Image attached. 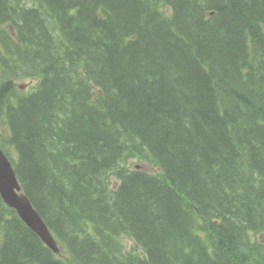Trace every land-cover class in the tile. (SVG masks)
Instances as JSON below:
<instances>
[{
    "label": "trees",
    "instance_id": "trees-1",
    "mask_svg": "<svg viewBox=\"0 0 264 264\" xmlns=\"http://www.w3.org/2000/svg\"><path fill=\"white\" fill-rule=\"evenodd\" d=\"M261 20L264 0H0V145L65 250L0 196V264H264ZM21 78L39 82L22 95ZM206 156L236 168L215 176ZM235 221L249 230L214 232ZM129 235L142 256L126 252Z\"/></svg>",
    "mask_w": 264,
    "mask_h": 264
},
{
    "label": "bare ground",
    "instance_id": "bare-ground-1",
    "mask_svg": "<svg viewBox=\"0 0 264 264\" xmlns=\"http://www.w3.org/2000/svg\"><path fill=\"white\" fill-rule=\"evenodd\" d=\"M78 4H80V3H78ZM21 7V6H20ZM110 8V7H109ZM115 11V10H117L115 7L114 8H112V11ZM130 15V14H129ZM52 17V16H51ZM54 19H57V20H59V18L60 17H57V16H55V17H53ZM81 18H83V19H86V16L85 15H81ZM116 19V18H115ZM125 20V19H124ZM260 20V19H259ZM47 21H49V19H47ZM261 22H264V20L262 21L261 20ZM261 22H255L254 24H252L251 26H248V27H251V29H250V32L248 33V35H247V38L248 39H251L252 38V36H253V34L254 33H256V32H258V31H260V29L262 28V23ZM57 23V25L56 24H54L53 26H54V31L56 30V28H57V26H58V24H59V22H56ZM60 23H61V21H60ZM47 25H48V23H47ZM28 28V27H27ZM26 28V29H27ZM47 28V27H46ZM49 25H48V30H49ZM54 31H53V33H54ZM53 33H52V35H53ZM27 34L29 35V36H31V35H33L34 33H33V30H30V29H28V31H27ZM51 35V36H52ZM115 43H116V41L114 40V37H112V42H109V45H110V48H111V50H112V53L113 52H115V51H117V49L119 48V46H115ZM251 49L253 50V51H256V52H258L259 53V51H260V49L261 48H259V47H263V46H260V45H256L255 43H253L252 41H251ZM156 48V54H158V48L157 47H155ZM78 49H76V48H72L71 50H70V52H72L73 51V53L72 54H78V53H80V52H78L77 51ZM246 51V50H245ZM246 54H245V57L247 56V51L245 52ZM160 57H161V55H159ZM74 57V56H73ZM76 60V59H75ZM262 64L264 65V59L262 58ZM263 77H264V75H262V76H257V78L258 79H263ZM24 80H31V81H35V85L34 86H32L29 90H25V88H23L22 90H20V86H19V82H21V81H24ZM38 82H39V79L38 78H36V79H29V78H21V79H18L16 82H15V85H16V87H17V90H18V92L20 93V94H22V95H28V94H30L36 87H37V85H38ZM60 83H62V79H61V76H58L56 79H54L51 83H50V86L51 85H54L53 87H55V86H57V85H59ZM104 87H105V85H104ZM49 89V88H48ZM101 90V89H100ZM105 95V94H104ZM108 96V95H107ZM108 97H110V96H108ZM107 97V98H108ZM113 99H116V98H113ZM113 101V100H112ZM112 103V102H111ZM103 106V105H102ZM250 135V134H249ZM222 136V135H221ZM248 138V137H247ZM3 142V141H2ZM5 144H3V146H4ZM6 146V145H5ZM5 146H4V148H5ZM7 147V146H6ZM6 150V149H5ZM253 150H254V152L256 153V152H258L259 151V149H258V147L257 146H254L253 147ZM227 158V157H226ZM158 159V158H157ZM204 160H206V162H210V163H212L214 166H215V169L217 168V167H219V166H221L222 167V171H221V173H220V175L217 173V172H214V175L215 176H222V175H224L226 172H227V170L228 169H231V168H236L235 167V163L234 162H226V159H225V161H223V160H221L220 161V163L222 164V165H218V164H215V163H213V161L211 160V158L210 157H208V156H206V158L204 159ZM137 161V160H136ZM138 163H140V166H137V168H140V169H143V170H145L146 172L148 171V168H145L144 166H143V164H147L146 162H140V161H138ZM166 163H167V161H166ZM168 164V163H167ZM149 165V164H148ZM223 165L225 166V167H223ZM155 166V165H154ZM153 166V167H154ZM155 169L157 168L158 170H160V174L159 175H155V174H153V173H150V172H147V173H149L150 175H152L153 176V178L155 179V180H157V181H163V176L164 175H166L167 177H166V179H167V182H170V181H173L171 178H172V176H171V174H167V172H166V170L164 171L162 168H160V167H154ZM12 169H13V171L15 172V176H16V178L17 179H19L18 178V175H17V171H16V166H15V163L13 164V166H12ZM120 169V168H119ZM214 169V170H215ZM237 170V169H236ZM214 176V177H215ZM161 177H162V179H161ZM113 186L114 187H116L117 185L116 184H113ZM0 196H1V198H2V200H3V202H4V204L8 207V208H10V209H13L16 213H17V215H18V217L24 222V224L31 230V231H33L39 238H40V240L45 244V246L47 247V248H49L50 250H52L56 255H61V256H63L64 254H65V250L63 249V247L60 245V243H59V240H58V238H57V236H56V234H55V232H53V229L50 227V225L48 224V222L46 221V219H44L43 217H42V215H41V213L38 211V209L35 207V205L33 204V202H32V200L30 199V197L25 193V192H23V193H21V194H18L17 195V198H12V197H9V196H7V195H3L1 192H0ZM260 226H264V224L263 223H261V224H259ZM40 227H43V228H45V230H46V232H43V231H39L38 230V228H40ZM183 228H184V230L185 231H187V221L186 222H184L183 223ZM255 228H256V226H255ZM249 230V228L247 227V225L245 224V225H243L242 224V222L241 221H235V222H232L231 224H229L224 230H221V228H220V231H215L214 230V232L218 235V233L220 232V234H221V231L222 232H227V233H229V237H232V235H234V234H232V232L233 231H236V234H235V236L236 235H238L237 233H246V231H248ZM231 235V236H230ZM233 238V237H232ZM134 247L133 248H135V249H137V247L141 250V252H142V254H140V253H138L139 255H143L144 254V252H143V250L140 248V245L136 242V240L134 239ZM184 263H186V264H205V263H207L206 262V259L204 258V257H202V256H200V255H198L197 256V258L195 259V260H190V259H187V258H185L184 259Z\"/></svg>",
    "mask_w": 264,
    "mask_h": 264
},
{
    "label": "rangeland",
    "instance_id": "rangeland-1",
    "mask_svg": "<svg viewBox=\"0 0 264 264\" xmlns=\"http://www.w3.org/2000/svg\"><path fill=\"white\" fill-rule=\"evenodd\" d=\"M35 85V81H31V80H24V81H21L19 82V86H22L25 88V90H29L32 86ZM22 90V89H21ZM9 137V134L8 132L5 130L4 134H3V138H8ZM11 155H14L13 152H9ZM119 160V159H118ZM137 166H140V163H138V161L134 160V161H127V160H124V161H119L117 163V167L120 168V170H122V168H124L128 173H134V172H143V169H140V168H137ZM143 166L145 168H148V171L147 172H150V173H153L155 175H159L160 174V170H158L157 168L155 169L154 167H150L148 164H143ZM215 180V179H214ZM111 184H116V188H118V186L120 185V181L117 179V177L113 176L111 177V180H110ZM110 185H108L109 187ZM135 192V190H134ZM148 198H143L141 199L142 200V203H145V204H150V206L148 205L149 209L151 210L152 209V205H153V201H148L147 200ZM152 200V199H151ZM154 201H157V200H154ZM67 207V206H65ZM142 207H145V206H142ZM100 208V211H105L107 212L106 208H107V203H102L100 204L99 206ZM154 208V207H153ZM152 212H155V211H152ZM57 214V210H54L53 211V215ZM59 214V213H58ZM57 215H55V217L57 218ZM184 222V221H183ZM61 226V225H60ZM130 238L125 239V247H126V252L127 253H130L132 254L131 250L133 249V247L135 246L134 245V238L129 235ZM140 253L142 254L141 250L137 247V249L134 250V253ZM177 255V253H176Z\"/></svg>",
    "mask_w": 264,
    "mask_h": 264
},
{
    "label": "water",
    "instance_id": "water-1",
    "mask_svg": "<svg viewBox=\"0 0 264 264\" xmlns=\"http://www.w3.org/2000/svg\"><path fill=\"white\" fill-rule=\"evenodd\" d=\"M14 173L11 164L0 148V191L3 195L17 198L19 193L16 190L20 191V186ZM38 230L46 232L43 227Z\"/></svg>",
    "mask_w": 264,
    "mask_h": 264
},
{
    "label": "flooded vegetation",
    "instance_id": "flooded-vegetation-1",
    "mask_svg": "<svg viewBox=\"0 0 264 264\" xmlns=\"http://www.w3.org/2000/svg\"><path fill=\"white\" fill-rule=\"evenodd\" d=\"M116 261H117V258H116Z\"/></svg>",
    "mask_w": 264,
    "mask_h": 264
}]
</instances>
